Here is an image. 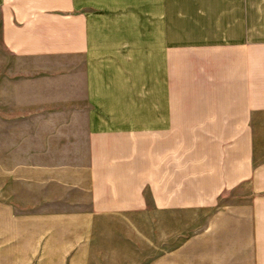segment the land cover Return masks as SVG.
I'll return each mask as SVG.
<instances>
[{"label": "crops", "instance_id": "crops-1", "mask_svg": "<svg viewBox=\"0 0 264 264\" xmlns=\"http://www.w3.org/2000/svg\"><path fill=\"white\" fill-rule=\"evenodd\" d=\"M0 211L42 260L142 221L160 264H264V0H0Z\"/></svg>", "mask_w": 264, "mask_h": 264}, {"label": "rangeland", "instance_id": "rangeland-1", "mask_svg": "<svg viewBox=\"0 0 264 264\" xmlns=\"http://www.w3.org/2000/svg\"><path fill=\"white\" fill-rule=\"evenodd\" d=\"M235 201H237V199H233L232 202ZM16 214L17 213L15 212L6 213L0 211V264H85V261L72 259L71 256L74 255L72 252L65 253L68 258L64 260H42L40 257H38L39 254L37 251L34 250L35 248L39 249L40 246H42V249H45V245L39 244L38 241L35 243L34 241L36 239H22V236L18 234V227L20 226L21 228V230H19V233L21 234L23 227H21L22 225L17 224ZM203 218H206L204 214H202L201 222L203 221ZM155 230L156 229L154 228L153 231ZM191 230L192 228L186 230L184 229V232L181 233L182 239H185L187 236H189L187 233L191 232ZM146 231L148 232V229H146V227L143 225V222L137 221L135 226L128 229H120V231L117 232V235L122 239H125L126 236L129 237V239H137L136 253H130V255L125 257L123 260H120V255L116 257V259H113V255L109 253H92L90 254L92 259H90L88 263L160 264L159 244H154L153 255H151V253L147 254L144 250L146 247L144 239V236L147 234ZM185 232L186 234H184ZM46 256H48V253H46Z\"/></svg>", "mask_w": 264, "mask_h": 264}]
</instances>
